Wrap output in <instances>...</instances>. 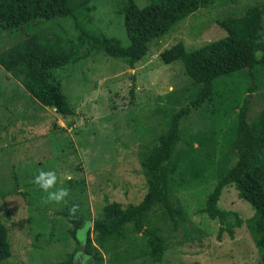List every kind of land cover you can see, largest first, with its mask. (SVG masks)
<instances>
[{
    "label": "rangeland",
    "instance_id": "rangeland-1",
    "mask_svg": "<svg viewBox=\"0 0 264 264\" xmlns=\"http://www.w3.org/2000/svg\"><path fill=\"white\" fill-rule=\"evenodd\" d=\"M149 1L134 0L139 7ZM255 4L263 8L264 37V0H217L154 39L132 68L125 58L98 52L59 69L57 78L73 108L66 116L33 101L0 67V222L7 229L11 252L0 264H50L67 258L76 247L70 235L73 225L66 218L74 204L79 205L75 215L86 220L78 233L83 241L103 195L122 205L141 200L146 182L139 156L166 130L172 112L189 104L197 88L184 74L179 58L224 37L217 22ZM121 7V0H92L84 20L92 29L127 46L123 17L118 12ZM52 21L72 30L70 20L63 17L30 28L0 29V50ZM251 72L252 76L238 70L216 77L211 102L190 107L180 121L181 135L175 147L192 144L198 148L176 192L184 226L173 230L158 207L146 214L143 225L146 230L161 229L165 246L161 261H150L144 251L149 248L148 237L137 231L121 246L111 244L108 251H102V264H264V252L255 245L250 220L253 209L237 196L234 187H224L217 201V207L227 213L226 222L234 225L232 237L224 231L217 239L221 224L205 211L218 165L225 170L235 161L231 143L248 87L253 86V92L247 121L264 108V65ZM53 123L61 128H54ZM41 169L56 173L51 191L69 189L64 201L45 202L47 193L33 182ZM90 238L94 242V233ZM74 257L80 264H89L82 249Z\"/></svg>",
    "mask_w": 264,
    "mask_h": 264
},
{
    "label": "trees",
    "instance_id": "trees-1",
    "mask_svg": "<svg viewBox=\"0 0 264 264\" xmlns=\"http://www.w3.org/2000/svg\"><path fill=\"white\" fill-rule=\"evenodd\" d=\"M91 1L0 0V29L3 30L30 28L56 17L70 20L72 30L52 21L0 50V67L21 85L33 101L54 109L62 116L71 114L73 108L57 78L59 69H66L77 60L98 52L125 58L132 68L148 52L154 39L166 34L174 24L199 7L217 0H150L142 7L137 6L134 0H121L122 7L118 12L123 17L129 40L127 46L87 25L84 17ZM217 25L225 31L224 37L208 41L179 58L184 74L197 88L189 104L172 112L166 130L157 135L151 147L139 156L146 182L141 200L122 205L103 195V202L96 210L83 241L78 238V233L85 227V218L67 214V220L73 225L70 235L76 241V247L67 258L50 264H80L74 257L78 249H82L89 264H102V251H108L111 244L121 246L131 233L137 231L148 237L149 248L144 247V251L150 261H161L165 249L161 229L146 230L143 225L146 214L158 207L171 222L173 230L184 226V214L176 192L183 185L182 174L187 170L188 162L198 154V148L192 144L188 148L175 147L181 135V119L187 116L190 107L197 108L211 102L216 77L238 70H246L252 76L255 66L264 65L263 8L260 4L249 6L240 15L223 18ZM252 90L253 86L248 87L237 112L231 143L235 161L225 170L218 165L217 180L206 198L205 211L221 224L217 239H221L224 231L232 237L234 225L226 222L227 213L217 207V201L224 187H234L237 196L253 209L250 220L255 231V245L264 252V108L247 121L246 111ZM52 125L61 128L54 123ZM234 224H239V221ZM91 232L94 233V242L90 238ZM123 249L119 250L121 257ZM10 254L7 229L0 222V261Z\"/></svg>",
    "mask_w": 264,
    "mask_h": 264
},
{
    "label": "clouds",
    "instance_id": "clouds-1",
    "mask_svg": "<svg viewBox=\"0 0 264 264\" xmlns=\"http://www.w3.org/2000/svg\"><path fill=\"white\" fill-rule=\"evenodd\" d=\"M57 181L56 173L52 170L45 171L43 169L39 170L38 175L34 177V183L38 185L45 193L47 197L45 202H56L60 203L69 196V189L65 187L57 188L55 191L51 189L55 188ZM79 209V205L74 204L69 210L70 216H75L76 212Z\"/></svg>",
    "mask_w": 264,
    "mask_h": 264
}]
</instances>
